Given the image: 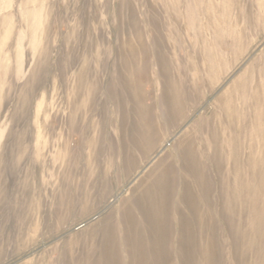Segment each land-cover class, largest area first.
<instances>
[{
  "label": "rangeland",
  "instance_id": "rangeland-1",
  "mask_svg": "<svg viewBox=\"0 0 264 264\" xmlns=\"http://www.w3.org/2000/svg\"><path fill=\"white\" fill-rule=\"evenodd\" d=\"M186 156L200 179L169 174L166 264L183 222L187 264L211 246L215 264H264L249 235L264 213V0H0V264H88L92 236L111 218L123 240L127 213L148 237L136 200Z\"/></svg>",
  "mask_w": 264,
  "mask_h": 264
},
{
  "label": "bare ground",
  "instance_id": "bare-ground-1",
  "mask_svg": "<svg viewBox=\"0 0 264 264\" xmlns=\"http://www.w3.org/2000/svg\"><path fill=\"white\" fill-rule=\"evenodd\" d=\"M144 48V47H143ZM142 48V49H143ZM156 49V48H155ZM139 50V49H138ZM137 50V51H138ZM159 50V48H158ZM134 51V50H133ZM136 51V52H137ZM141 51V50H140ZM160 51V50H159ZM144 52V51H143ZM142 52V56H143V53ZM130 53V52H129ZM141 52H139L140 54ZM161 53V52H160ZM133 54V53H132ZM138 54V53H137ZM138 54V55H139ZM150 54H151V51H150ZM155 54V52H154ZM136 55V53H135ZM161 55V54H160ZM159 55V56H160ZM130 56V55H129ZM136 57V56H134ZM155 57V56H154ZM128 58V57H127ZM141 58V57H140ZM133 59V57H132ZM143 59V58H142ZM146 59V58H144ZM158 59V58H157ZM130 60V59H129ZM160 60V59H159ZM131 61V60H130ZM143 62V61H141ZM165 62V61H164ZM145 64L147 63L146 61L144 62ZM156 63H157V60H156ZM162 63V62H161ZM167 64V62H165ZM159 64V63H158ZM164 64V63H162ZM165 64V65H166ZM131 65V64H130ZM142 65V63H141ZM145 66V65H144ZM148 66V65H146ZM167 66V65H166ZM164 66V67H166ZM142 67V66H140ZM162 67V66H161ZM146 68V67H144ZM146 70V69H145ZM143 70V72L145 71ZM160 70V69H159ZM164 70V69H163ZM162 71V70H161ZM133 72V70H132ZM166 74V73H165ZM169 74V73H168ZM166 74V75H168ZM131 75V74H130ZM169 77V75H168ZM129 78H131L129 76ZM167 78V77H166ZM131 80V79H129ZM130 89V88H129ZM177 93H178V90H176ZM183 91V89H182ZM176 95V94H175ZM186 95V94H185ZM180 96V95H178ZM188 97V96H187ZM175 98V97H174ZM178 98V97H176ZM183 98V96H182ZM181 99V97H180ZM179 99V100H180ZM186 99V98H185ZM174 100V99H173ZM184 100V99H182ZM187 100V99H186ZM178 102V101H177ZM176 102V103H177ZM174 104V102L172 103ZM143 105V104H142ZM168 105V104H167ZM171 106V103L170 105ZM145 108V106H143ZM176 107V106H174ZM174 107L172 106V110H175ZM181 108H184L181 107ZM146 110V109H145ZM169 110V109H168ZM179 110V109H178ZM166 111V110H165ZM174 112V111H173ZM176 112V111H175ZM184 112V111H183ZM182 112V113H183ZM172 112H170L171 114ZM179 115V114H178ZM177 115V116H178ZM172 116V115H171ZM175 116V115H173ZM182 117V116H181ZM175 120V119H174ZM150 125V124H149ZM142 126V125H141ZM140 126V127H141ZM144 127H145V124H144ZM146 128H150V127H146ZM139 129V127H138ZM143 129V128H142ZM152 129V128H151ZM150 130V129H148ZM141 131H144V130H141ZM147 131V130H145ZM135 132V131H134ZM151 132V131H150ZM148 133V132H147ZM153 133V132H152ZM136 134H139L138 132H136ZM145 134V133H144ZM151 135V134H150ZM139 136V135H138ZM137 136V137H138ZM144 137V135H143ZM142 137V138H143ZM150 137V136H149ZM141 138V139H142ZM136 139V138H135ZM139 139V138H138ZM146 140V138L144 137L143 138V141ZM136 142V141H135ZM138 142V141H137ZM152 142V141H151ZM132 145V143H131ZM138 145V144H137ZM132 148V147H131ZM136 150V149H135ZM124 154V153H123ZM128 161V160H127ZM133 163V162H132ZM182 168H173L174 166H172V168H167L168 170L166 172H163L161 174V176L157 177L155 180H153L147 187H145L143 189V191L141 192V196L136 200V205H135V209H136V212L138 211V215L140 216L141 219H143V222H145L147 225V230L149 233H147L148 237L144 236V234L146 233L145 232V226H144V230L143 227L142 229L140 230L138 227V224H137V229L134 227V225L136 224L134 219L136 218L135 216H131L130 213H127L126 217L124 216L123 220H124V226L125 228L123 227L122 229V226H123V221L121 222L122 218L120 219V224L122 223V226H120L121 230L123 231V236L125 237V241H124V238L123 236L121 237L123 240L119 241V240H116V236L118 237V235L120 234H117L116 231L118 230V224L117 225V229H115V233H116V236L114 234V227L116 226H112V222L113 220L110 218L108 223L102 228V230H100V232H102V234L100 236H102V239H99L98 235L94 234L92 236V239H91V242H92V245H89L87 246L89 249H91V254L90 256L87 258V261L90 260V262L88 264H166L168 261H169V255L167 254V250H166V243H167V240H168V231L166 232L165 230V221H166V213H167V209H168V198L169 196H171L174 192H176L177 190V186H176V183L178 182L179 179H181L180 177H182V175H186V176H189V175H193V174H197L199 177L198 179H200V172L197 168L198 164H197V160L194 159V156H190L185 158V160H182ZM121 171V170H120ZM178 174L180 175V177H174L173 175V180H170L169 179V174ZM177 176V175H176ZM107 179V177H106ZM100 182V181H99ZM102 184V190L103 191H107L108 188H109V185L110 183L109 182H106V181H103L101 182ZM237 186L238 188L241 190L243 187H242V184L241 183H237ZM99 187V186H98ZM184 187H186L185 191L183 190L184 192V195H181V197L179 198V202H181L182 204H184V206H186L185 208L188 210L192 208L191 204H190V199H191V194H190V190H189V187L187 185H184ZM99 189V188H98ZM101 189V187H100ZM101 190V191H102ZM90 194V193H89ZM101 194V193H100ZM102 195V194H101ZM204 195V193H203ZM88 196V195H87ZM206 196V195H204ZM89 197V196H88ZM200 197L203 198V196L201 195ZM199 197V198H200ZM240 197H241V192L240 191H234L230 194V198L233 199V202H231V200L227 199V202H226V205H228V207H231L232 209H235L238 205H240L241 203V200H240ZM170 199V202L171 203V198ZM204 199H206L204 197ZM192 200V199H191ZM68 201V200H67ZM73 201V200H72ZM206 201V200H205ZM194 202V201H193ZM174 203V202H173ZM195 203V202H194ZM200 203V201H199ZM107 204V203H106ZM129 204V203H128ZM177 204V203H176ZM175 204V205H176ZM190 204V205H189ZM205 204V203H204ZM207 204V203H206ZM72 205V204H70ZM108 205V204H107ZM130 205V204H129ZM133 205V204H132ZM201 205V204H200ZM60 206V209H63L65 204L64 202L59 205ZM128 206V205H127ZM171 206V205H170ZM202 206V205H201ZM66 207V206H65ZM173 207V206H172ZM194 207V205H193ZM204 207V206H202ZM252 207L254 208V206L252 205ZM59 208V207H58ZM105 208V207H103ZM130 208V210L132 209V206L128 207ZM127 208V209H128ZM171 208V207H170ZM169 208V209H170ZM177 208V207H175ZM107 208L103 209L101 213H104L105 210ZM173 209V208H172ZM179 209V208H177ZM129 210V211H130ZM171 210V209H170ZM201 210V209H199ZM126 211V210H125ZM173 211V210H172ZM198 211V210H197ZM127 212V211H126ZM169 212V211H168ZM177 212L179 211H176V214L174 216V219L175 217H178L177 216ZM182 212V211H180ZM171 213V212H169ZM173 213V212H172ZM175 213V212H174ZM173 213V214H174ZM183 213V212H182ZM123 214V213H122ZM126 214V213H125ZM130 214V215H129ZM172 214V216H173ZM189 214V213H188ZM187 214V215H188ZM171 215V214H170ZM170 215L169 218H170ZM186 215V217H187ZM193 215V213L191 214V216ZM199 215V214H198ZM202 215V214H201ZM252 215L254 216V223L252 224V228L251 230L249 231V235L251 237L255 236V239H257L260 243L259 245L256 247H254V249H257L256 250V255L259 256L260 258H262V256L264 255V228L263 226L259 225V223L263 220L264 218V213L263 212H260L258 210H255ZM122 216V215H120ZM184 216V214H183ZM189 216V217H191ZM200 216V215H199ZM111 217V216H110ZM134 217V219H133ZM193 217V216H192ZM115 218V217H114ZM179 218V217H178ZM200 218V217H199ZM203 218V217H202ZM173 219V218H172ZM189 219V218H188ZM196 219V218H195ZM112 220V221H111ZM115 220V219H114ZM137 220V219H136ZM176 220V219H175ZM179 220V219H178ZM182 220V219H181ZM197 220V219H196ZM203 220V219H202ZM201 220V221H202ZM205 220V219H204ZM183 221H185L183 219ZM191 221V220H189ZM107 222V221H106ZM116 222V221H115ZM119 222V221H118ZM116 222V223H118ZM136 222H139V221H136ZM175 222V221H173ZM172 222V223H173ZM191 223H193V221H191ZM113 224H115L113 222ZM170 224V223H169ZM175 224H178L177 222ZM183 224L187 225V227H189L188 231L186 229V232H187V236L185 235V237H188L189 239L186 241V245L185 247L182 246V245H179L177 247V250H175V253L176 251H179V255L176 256V259L174 261H176L177 264H187V259L184 258L185 255H189V248H190V252H195V251H198V248L195 247V242L194 240L196 239L193 235V231H192V227L191 225L188 226L189 224H186L183 222ZM199 224V223H198ZM201 224V223H200ZM140 226V225H139ZM173 226V225H171ZM170 226V227H171ZM181 226H182V223H181ZM202 226V225H201ZM169 227V226H168ZM199 227V226H198ZM197 227V228H198ZM176 228V227H175ZM174 228V229H175ZM178 228V227H177ZM120 230V231H121ZM173 230V229H172ZM201 230V229H200ZM119 231V230H118ZM151 231V232H150ZM174 233V231H172ZM171 232V235L174 236ZM177 233V231H175ZM180 232V231H179ZM175 233V234H176ZM185 233V232H184ZM99 234V233H98ZM179 234V233H178ZM177 234V236H179ZM122 235V234H121ZM120 235V236H121ZM150 235V236H149ZM170 235V236H171ZM153 236V238H152ZM151 237V239L149 238ZM180 237V236H179ZM120 238V237H119ZM148 238V239H147ZM176 238V237H175ZM172 239V238H171ZM179 238L177 237V240ZM194 239V240H193ZM201 240V239H200ZM179 241V240H178ZM182 241V239H181ZM185 241V239L183 240ZM173 243H175L174 241H172ZM180 242V241H179ZM206 242V241H205ZM171 243V242H170ZM188 244V246H187ZM169 245V244H168ZM175 246V245H174ZM173 246V247H174ZM218 247V246H217ZM169 248V247H167ZM170 249H173L174 248H169ZM184 249V250H183ZM208 251L203 248H200V254L201 256L204 258L203 260V264H215V260L219 258L218 255H215V253L217 254V251L216 250H212V246L211 247H207ZM172 252V251H171ZM174 252V251H173ZM193 252V253H194ZM170 254V253H169ZM174 253H172V256H173ZM191 254V253H190ZM199 254V253H198ZM175 255V254H174ZM186 256V258L189 259V256ZM95 256H97L95 258ZM100 256V259L98 258ZM122 258V259H121ZM174 259V258H173ZM172 261V260H171ZM171 261H169L171 263ZM191 261V260H190ZM197 261V259H196ZM173 263V262H172ZM175 263V264H176ZM190 264V263H189Z\"/></svg>",
  "mask_w": 264,
  "mask_h": 264
}]
</instances>
